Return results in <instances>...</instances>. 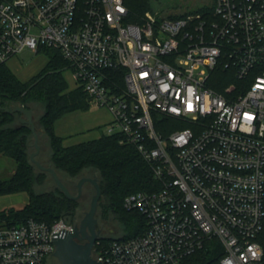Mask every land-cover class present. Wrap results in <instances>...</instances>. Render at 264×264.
<instances>
[{
  "label": "built area",
  "instance_id": "2783aa9c",
  "mask_svg": "<svg viewBox=\"0 0 264 264\" xmlns=\"http://www.w3.org/2000/svg\"><path fill=\"white\" fill-rule=\"evenodd\" d=\"M211 8L134 20L125 0H0V66L59 51L111 114L107 135L124 136L161 185L124 199L146 230L97 241L102 264H184L200 251L213 264H264V0ZM62 230L75 226H0V264H47Z\"/></svg>",
  "mask_w": 264,
  "mask_h": 264
},
{
  "label": "trees",
  "instance_id": "16d2710c",
  "mask_svg": "<svg viewBox=\"0 0 264 264\" xmlns=\"http://www.w3.org/2000/svg\"><path fill=\"white\" fill-rule=\"evenodd\" d=\"M125 3L134 20L153 10L152 0H125ZM205 11H212V8L195 13ZM39 53L46 55L48 64L29 82L21 81L6 64L0 66V155L17 163L15 174L10 179L0 180V197L19 193L29 195V202L24 207L0 212V226H18L29 220L53 223L64 219L71 223L64 216L75 215L79 207L81 199L69 200L56 185L53 191L34 193L36 165L27 153L33 133L20 119L22 113H10L7 109L12 111L23 106L33 111V105H42L44 112L40 125L52 146L50 167L57 171L59 177L63 173L71 179L79 178L87 170L93 171L92 177L97 179L102 191L98 207L100 216L113 215L122 225L124 234L120 238L102 235L98 241L104 244L142 235L146 230L145 218L137 212L126 211L123 203L130 194L156 192L161 188L153 177L151 166L133 145L124 141L121 134L104 135L74 146L63 145V139L56 135V123L72 112L87 111L91 102L81 87L69 89L63 75L69 69V63L59 51L42 48ZM39 171V176L48 174L52 178L51 174ZM215 260V253L200 251L187 258L184 264H213Z\"/></svg>",
  "mask_w": 264,
  "mask_h": 264
},
{
  "label": "rangeland",
  "instance_id": "374dc122",
  "mask_svg": "<svg viewBox=\"0 0 264 264\" xmlns=\"http://www.w3.org/2000/svg\"><path fill=\"white\" fill-rule=\"evenodd\" d=\"M213 0H152L153 10L146 12V14H158L165 18L175 19L185 14H195L198 10L211 7ZM206 12V11H205ZM48 64V58L43 53L33 54L29 50H25L20 55L13 57L7 66L10 70L23 82H29L35 78ZM66 78L69 89L74 90L79 88V84L72 78V72L67 69L63 72ZM32 112L34 114V122L36 125V132L39 136L40 153L36 159L45 167L51 166L52 146L51 141L45 134L40 125V118L43 115L44 109L42 105H33ZM25 119L22 115L21 118ZM112 119L111 114L106 110L91 105L87 111H75L65 115L56 123V135L63 139V145L74 146L80 143L89 142L107 135V125ZM170 130L178 129L176 123ZM36 152L35 139L32 136L29 140V149L27 151L28 158ZM17 163L8 156L0 155V180L10 179L16 172ZM37 181L35 184L34 193L41 194L55 189L54 180L50 175L39 176L40 171L34 167ZM93 171L87 170L76 179L68 178L67 175L61 173L62 181L69 188L72 195L76 196L78 193V184L82 178H93ZM95 188L91 184L85 183L83 185V195L79 201V207L75 215H65L64 218L71 221L76 227L85 219L86 214L90 210V205L93 196L95 195ZM29 202V195L27 193H19L10 196L0 197V212L10 208L20 209ZM96 220L98 227L102 230L103 236L120 238L123 230L122 225L113 215L107 217L100 216L98 209ZM47 264H61L57 258L50 257Z\"/></svg>",
  "mask_w": 264,
  "mask_h": 264
},
{
  "label": "water",
  "instance_id": "95a60500",
  "mask_svg": "<svg viewBox=\"0 0 264 264\" xmlns=\"http://www.w3.org/2000/svg\"><path fill=\"white\" fill-rule=\"evenodd\" d=\"M7 112L14 113L19 112L25 116L22 122L28 124L34 139L36 152L31 155V161L34 163L39 170L51 174L57 187L65 194L69 200L78 201L83 195V185L90 183L95 188V195L92 198L90 210L86 214L85 219L81 224L75 227V233L71 234L69 231L62 230L60 233L53 234V243L56 244V251L53 257L57 258L61 264H102L101 261H97L92 256V249L97 240V220L96 215L99 207V201L102 196L100 185L95 178H82L78 184V194L72 195L69 188L62 182L56 170L51 167L43 166L36 157L40 153L39 136L36 132V125L34 122V114L31 110L19 106ZM87 240L86 245L80 244L81 241ZM51 255V257H52Z\"/></svg>",
  "mask_w": 264,
  "mask_h": 264
},
{
  "label": "flooded vegetation",
  "instance_id": "af4514ba",
  "mask_svg": "<svg viewBox=\"0 0 264 264\" xmlns=\"http://www.w3.org/2000/svg\"><path fill=\"white\" fill-rule=\"evenodd\" d=\"M78 187V186H77ZM78 194V193H77ZM78 227V226H77ZM96 232H97V240H96V242L98 241V239L102 236V234H103V232H102V230L98 227V224H97V226H96ZM95 242V243H96ZM88 243V241L87 240H84V241H81L80 242V244H82V245H86ZM95 245V244H94ZM94 248V247H93ZM92 251H93V249H92ZM93 254V253H92ZM93 256V255H92ZM94 258V257H93Z\"/></svg>",
  "mask_w": 264,
  "mask_h": 264
},
{
  "label": "crops",
  "instance_id": "0c3cea01",
  "mask_svg": "<svg viewBox=\"0 0 264 264\" xmlns=\"http://www.w3.org/2000/svg\"><path fill=\"white\" fill-rule=\"evenodd\" d=\"M9 61H10V60H9ZM9 61H8V62H9ZM110 122H111V120H110ZM110 122H109V123H110ZM108 125H109V124H108ZM108 125H107V126H108Z\"/></svg>",
  "mask_w": 264,
  "mask_h": 264
}]
</instances>
